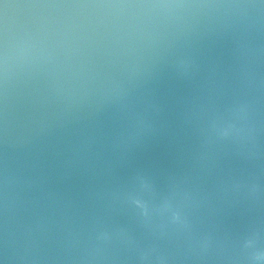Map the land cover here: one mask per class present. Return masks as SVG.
Returning <instances> with one entry per match:
<instances>
[{"label":"water","instance_id":"obj_1","mask_svg":"<svg viewBox=\"0 0 264 264\" xmlns=\"http://www.w3.org/2000/svg\"><path fill=\"white\" fill-rule=\"evenodd\" d=\"M0 264H264V0H0Z\"/></svg>","mask_w":264,"mask_h":264}]
</instances>
